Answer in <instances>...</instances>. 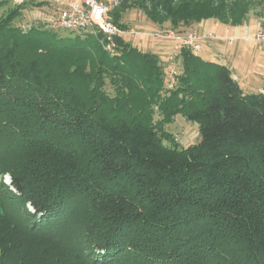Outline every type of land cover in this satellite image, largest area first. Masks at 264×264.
I'll return each mask as SVG.
<instances>
[{
    "label": "trees",
    "instance_id": "trees-1",
    "mask_svg": "<svg viewBox=\"0 0 264 264\" xmlns=\"http://www.w3.org/2000/svg\"><path fill=\"white\" fill-rule=\"evenodd\" d=\"M130 8L178 31L264 16V0H123L114 22ZM20 14L0 17V264H264V93L185 46L167 89L158 54ZM177 115L197 143L176 141Z\"/></svg>",
    "mask_w": 264,
    "mask_h": 264
},
{
    "label": "built area",
    "instance_id": "built-area-1",
    "mask_svg": "<svg viewBox=\"0 0 264 264\" xmlns=\"http://www.w3.org/2000/svg\"><path fill=\"white\" fill-rule=\"evenodd\" d=\"M59 6L57 16H54L50 23V28L55 30H73V31H93L101 32L104 36L102 43L105 50L113 54L117 51V38L128 39L139 35H146L164 40H170L177 46L190 48L193 53L200 55L203 52V42L206 38H217L214 31L202 35L197 29L185 31L165 30L160 32H149L135 28L124 27L111 17V12L120 6L123 0H53ZM224 38L229 43H234L237 37L231 33L229 27L225 30ZM128 39V40H130ZM245 41H264V16L256 21V30L253 34L248 29L243 36ZM179 71L172 67L169 70V87L173 88L176 84V77ZM264 93V88L262 89Z\"/></svg>",
    "mask_w": 264,
    "mask_h": 264
},
{
    "label": "rangeland",
    "instance_id": "rangeland-1",
    "mask_svg": "<svg viewBox=\"0 0 264 264\" xmlns=\"http://www.w3.org/2000/svg\"><path fill=\"white\" fill-rule=\"evenodd\" d=\"M14 7H21V14L14 20V24L24 30L30 29L33 25H41L47 29L48 25H50L49 22L52 21L54 16H57L59 12V6L53 0H0V17L7 14L8 11ZM121 23L124 27L149 32L175 30L171 27L169 22L162 25L152 22L140 8H130L125 10L121 15ZM58 31L61 34L69 32V30L64 29H60ZM127 38L130 39V36ZM130 42L139 49L154 50V52L162 55L161 61L165 64L167 89H171L169 87V70L178 64V59L176 58L175 53L178 52L179 46H177L173 41L146 35H139L135 38H131ZM206 43L205 46H210V43ZM175 45L177 46V51L174 52ZM171 65L172 67H169ZM176 69L178 70L179 68L177 67ZM168 129L173 132L176 141L179 142L181 147L197 143L201 138L198 124L193 121H188L182 115H177L168 125Z\"/></svg>",
    "mask_w": 264,
    "mask_h": 264
},
{
    "label": "crops",
    "instance_id": "crops-1",
    "mask_svg": "<svg viewBox=\"0 0 264 264\" xmlns=\"http://www.w3.org/2000/svg\"><path fill=\"white\" fill-rule=\"evenodd\" d=\"M257 19L255 12H251L248 19L239 25H228L217 20H205L184 28V30L197 29L203 35L208 31L216 32L217 38H206L204 40V50L200 55L204 59L228 66L244 91L249 93H262L264 88V41H245L243 39L246 29L251 34L255 32ZM227 27L237 37L232 44L224 38ZM206 42L210 43V46H205ZM147 51L154 52L150 49H147ZM175 51H177L176 45ZM156 54L160 55L159 53ZM175 54L178 64L173 67L180 68L179 50ZM160 58H162V55H160ZM169 67H172V65Z\"/></svg>",
    "mask_w": 264,
    "mask_h": 264
},
{
    "label": "clouds",
    "instance_id": "clouds-1",
    "mask_svg": "<svg viewBox=\"0 0 264 264\" xmlns=\"http://www.w3.org/2000/svg\"><path fill=\"white\" fill-rule=\"evenodd\" d=\"M3 182H4L6 185L10 186L11 191H13V192L16 191L15 186H12V177H11V175H10L9 173L5 172V173L3 174Z\"/></svg>",
    "mask_w": 264,
    "mask_h": 264
}]
</instances>
